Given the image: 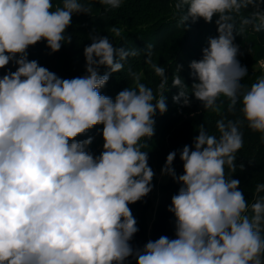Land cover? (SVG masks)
I'll return each mask as SVG.
<instances>
[{
    "label": "clouds",
    "instance_id": "obj_1",
    "mask_svg": "<svg viewBox=\"0 0 264 264\" xmlns=\"http://www.w3.org/2000/svg\"><path fill=\"white\" fill-rule=\"evenodd\" d=\"M111 9L122 0H100ZM264 0H175L177 24L216 17V37L208 39L202 59L188 67L191 87L177 66L171 87L176 104L191 97L205 111H228L239 103L243 121H216L219 135L204 125L193 145L180 150L183 174L173 168L176 151L167 155L162 174L180 184L168 211L174 214L175 238L161 236L142 248L130 243L138 232L130 204L153 189L154 172L143 150L154 135V116L167 111L165 67L152 64V45L143 51L160 78L157 92L141 82L143 73L129 71L132 87L113 99L101 94L114 73L139 49L114 47L109 36L92 35L85 46L86 74L61 78L29 60L28 49L41 41L52 53L71 41L66 30L73 14H89L80 0H0V264H264V197L249 204L232 178L236 153L244 144L241 126L264 139V76L245 87L246 66L238 60L236 35L249 27L264 29ZM239 20L237 27L236 21ZM116 37L122 30L112 28ZM106 67L103 75L99 69ZM103 125V150L93 155L89 136ZM243 169V165H239ZM264 192V183L255 187Z\"/></svg>",
    "mask_w": 264,
    "mask_h": 264
},
{
    "label": "trees",
    "instance_id": "obj_2",
    "mask_svg": "<svg viewBox=\"0 0 264 264\" xmlns=\"http://www.w3.org/2000/svg\"><path fill=\"white\" fill-rule=\"evenodd\" d=\"M54 7L62 6L63 0H52ZM90 9L89 14H73L72 23L65 35L71 36L69 43L63 44L58 52L52 53L41 41L28 49L29 60L38 61L39 65L48 68L61 78L83 76L85 71V46L91 44L92 35L109 36L114 47H123L128 50L139 49V54L130 56L124 62L122 72L114 73L101 94L112 97L124 88L132 87L133 82L128 76L129 71L143 73L141 82L157 92L160 78L155 75L151 64L143 49L152 45L151 63L165 67V74L169 77L168 91L165 92L167 111L154 116V135L144 141L145 151L148 152V164L154 172L152 191L130 204L132 215L137 221L138 232L130 241L134 249L142 248L149 240L155 241L161 236L175 238L174 214L168 211L172 196L178 193L180 184L170 175L162 174L167 155L176 151L173 168L177 176L183 174V162L180 160V150L185 145H193L194 137L199 135V126L204 125L210 134L219 135L216 121L225 120L243 121L241 105L238 103L230 112L229 101L221 97L218 100L220 112L205 111L202 102L191 97L190 106H182L173 102L172 97L178 89L171 87V76L175 75L177 66H183L179 75L191 87L193 77L188 67L192 60L202 59V49L208 46V39L216 37V17L211 23L199 19L196 23L189 22L187 30L177 24L178 13L174 8L175 0H122L121 7L111 9L100 3V0H80ZM264 8V5H262ZM237 27L239 20L236 21ZM122 30L120 37H116L112 28ZM240 48L238 60L246 66L248 75L242 83L245 87L264 76V29L254 31L248 28L242 35H236L235 41ZM16 65L10 63L0 69V77L8 71H15ZM108 69L101 67L103 75ZM103 125H97L77 140L93 137L88 150L95 156L103 150ZM244 144L237 155V170L232 178L240 181L241 190L249 204L254 202L257 195L264 197V192L257 194L255 187L264 183V139L262 134L248 129L246 123L241 126ZM243 165V169L239 167ZM162 176L161 180L159 176ZM124 264H136L134 257H129Z\"/></svg>",
    "mask_w": 264,
    "mask_h": 264
},
{
    "label": "rangeland",
    "instance_id": "obj_3",
    "mask_svg": "<svg viewBox=\"0 0 264 264\" xmlns=\"http://www.w3.org/2000/svg\"><path fill=\"white\" fill-rule=\"evenodd\" d=\"M159 178H160L161 180L163 179V177H162L161 175L159 176Z\"/></svg>",
    "mask_w": 264,
    "mask_h": 264
}]
</instances>
